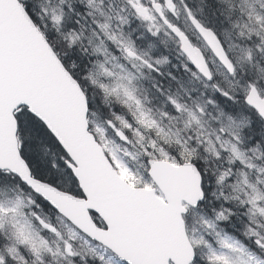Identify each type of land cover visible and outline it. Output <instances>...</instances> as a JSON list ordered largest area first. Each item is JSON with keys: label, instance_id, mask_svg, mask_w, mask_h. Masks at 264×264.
I'll use <instances>...</instances> for the list:
<instances>
[{"label": "snow or ice", "instance_id": "obj_1", "mask_svg": "<svg viewBox=\"0 0 264 264\" xmlns=\"http://www.w3.org/2000/svg\"><path fill=\"white\" fill-rule=\"evenodd\" d=\"M0 264H264V0H0Z\"/></svg>", "mask_w": 264, "mask_h": 264}]
</instances>
